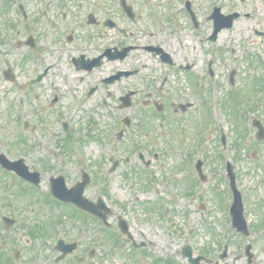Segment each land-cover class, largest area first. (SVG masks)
Masks as SVG:
<instances>
[{
	"label": "rangeland",
	"instance_id": "obj_1",
	"mask_svg": "<svg viewBox=\"0 0 264 264\" xmlns=\"http://www.w3.org/2000/svg\"><path fill=\"white\" fill-rule=\"evenodd\" d=\"M5 1H11L12 3L18 0H0V8ZM80 1V0H79ZM118 0H86L82 10L74 8L73 0H27L28 10L31 16L30 26L32 30L39 35L47 33L50 38H53L56 42V48L61 46L59 41L60 34L68 33L67 31L71 27L77 29V37L83 41L89 40L88 38H94V44L86 41V46L102 44L109 45L112 42H138L140 44L148 43V40L157 39L158 42L164 43L167 48L173 46V50H179L178 42L182 43L180 52L175 57L176 61L181 63L184 60H193L196 62L194 69L198 71L202 69V62L207 58H213V62L217 68L216 87L220 89V92L224 95L227 89V76L232 70L234 64L245 62L246 56L251 54V49L247 52L243 51V45L248 31V25L246 23H236L233 29L223 30L219 37L218 42L211 45L215 46H231L237 48L232 54L230 52H224L221 54L212 53L209 50H205L208 45L201 46L200 48L195 42V35L189 30L185 18L177 13L179 10V0H128L136 13L139 15L136 23H129L125 16L122 14L118 7ZM196 9L200 14L206 15L211 11V6L220 5L222 13H228L230 7L240 10H249L253 4H258L264 8L263 0H192ZM3 2V3H2ZM2 3V4H1ZM177 6V7H176ZM176 8V9H175ZM260 10V8H259ZM47 12L50 16H43V13ZM53 13V14H52ZM61 13L67 15V23H63L58 19ZM89 13H93L97 18L111 17L113 20L119 22L122 26H128L126 30L133 32L132 36L122 38L119 34L112 29L100 28L98 25H87L85 20ZM52 14V15H51ZM11 21L15 24L13 33L19 32L23 29L24 23L21 16L18 13L15 6H12V10L9 12ZM53 15H56V22ZM264 18V14L262 15ZM53 19V23L51 20ZM252 23L249 26L255 27L256 23L253 18L250 20ZM80 25L78 27V23ZM2 25V19H0ZM51 25V27H50ZM54 30L49 29L53 28ZM46 26L47 29H45ZM210 23L205 21L201 23L200 31L208 32L210 29ZM264 28V26H262ZM3 31V35H7L6 40L0 44V149L7 151L9 158L15 159L19 156L24 159V163L28 165L29 162H35L39 168H42V160L46 161L53 168L48 170L44 174L43 181L46 183L47 175H57L58 170L64 171L68 180H74L76 170L73 172L74 160L70 165L64 166L62 161L58 157H53L52 153H55V146L59 142L61 136V126L54 117L58 115V111H62V116L65 117L68 111L71 109L75 102H78L80 106L84 105L85 109L81 112L79 119L77 120V134L83 137L89 131L93 132V126L90 119H93L95 125L98 128L97 133L102 134L101 148L98 145L85 141L83 148L89 160L95 164L94 170H96V177L93 183L86 190V197L92 201L96 200V197L102 196V189H106L107 195L105 196V203L111 208L107 221L110 223L111 232L117 233L116 228L117 216L125 218L128 221L129 231L135 243H142L144 247L142 252L137 255V260L132 259V255L135 253L129 248L131 242H123L118 244L114 250L104 247L101 244L102 241H110V235L104 233L101 230L99 224L93 220H89L87 226L81 227L80 222H72L70 226L61 227L62 231H58V236L67 242L75 241L78 245L76 251L72 255L66 257L64 260L55 264H164L163 260L171 259L173 264H189L188 261L182 258L181 250L185 243L192 247L194 255L197 253H204L207 257H210L211 263L201 262L200 264H213L216 260L220 264H246L244 260L235 261V257L242 255L243 247L246 242H250L253 253L255 255L256 264H264V232H255L250 234L249 237L243 238L237 235L233 238L231 230H228V221H226L227 211L225 206L228 202V197L224 198L225 192H213L215 176L222 177L223 169L219 168L221 164L218 158L221 151L218 148V143L213 144L214 136L211 139H205L204 154L202 153L201 159L204 161V171L206 173V181L199 185V189H204V194H200L196 185L197 182L193 181V174L188 167L184 170V173L178 177V180L173 181L171 175H174L175 171H179L180 160L183 157V151L178 149L180 144L187 145L189 150L191 149L193 136L184 134L182 137L178 135L177 130H172V126L168 125L162 131L157 129L156 135L153 134V139L156 137L154 147L152 148V136L149 137L145 149L141 150L145 160L152 158V150L156 149L160 151V156L157 161L148 166L149 173L152 175V187L156 186V193L153 189L148 188L149 182L145 178H142L140 174L129 175L125 172L124 167L130 165L133 162L142 166L137 157V152L132 151L133 139H125V143H121L119 147H112L113 143L110 139L114 140V134L121 127L123 117L131 118L135 124L134 116L138 113V108L141 103L136 101L130 108L118 109L116 107L115 92L117 87L111 85L109 91L111 92V98H107L105 91L99 90L94 92L88 98H83L79 95V86L74 81L73 72L69 69L68 73L64 72V67L69 63L70 56H77L79 51L72 50V45H68L67 54L63 55L61 51H56L54 54H44L43 58L46 62H52L53 66L49 72L47 79L50 81L44 82L39 87H35L33 90H26L23 88L22 82L26 77L32 74L33 68L36 67L34 61H28L26 67L20 69V59L22 57L24 49L16 48L14 42L10 41L12 32L6 31L3 25L0 28ZM11 30V29H10ZM59 32V35H58ZM41 35V36H42ZM84 42V41H83ZM63 43V42H62ZM188 43L190 45H188ZM73 44V43H72ZM264 49V39L258 45ZM54 47V48H55ZM75 47V46H74ZM89 53V52H88ZM97 53V52H96ZM261 53V51H260ZM257 54V53H255ZM151 57L146 52L140 50L134 51L131 56L126 60L132 66L136 64H148V67H141L138 74L131 76L123 80L125 91L127 89H142L146 91L149 82L152 80L154 84L163 75H168L167 83L162 89L163 94L167 97L166 100L176 102L178 100L189 99L197 105L191 111L197 113V109L201 112V102H197V97L193 91H196L195 86L188 82L187 77L192 80L195 75L191 73V69L184 68L187 77L184 72H177L168 67L160 64H156L154 61L147 58ZM3 59H7L12 63V68L16 72L17 82L10 85L8 81L1 78V68H4ZM235 60V63H233ZM236 69L240 73V88L243 93L242 97L249 96L253 92L254 84H250L248 80L250 78L260 79L264 84V73L259 76H254L253 71L241 63L236 66ZM103 71V72H102ZM108 73L107 66L103 65L98 72H95L97 76L105 75ZM200 80H204L199 78ZM58 81V82H56ZM56 84L61 93V103L54 106L48 105L46 102L49 98V86L51 83ZM70 83L74 86V91H66L64 85ZM234 87V86H233ZM231 87V88H233ZM208 85L199 92L200 96L208 95ZM229 92H233L229 90ZM34 93L38 95V99L35 100ZM144 92L139 93L140 96ZM24 95L27 97V105H24L23 109L26 111V116L21 117L18 114L19 96ZM106 98L107 103H103L102 99ZM38 102V105H37ZM142 106V105H141ZM148 109V108H147ZM142 112V111H140ZM167 116L168 113L162 114ZM144 118H147V111L144 113ZM161 116V115H160ZM46 120L49 122V129H43L41 122ZM28 121V132L23 131V122ZM181 123V120L178 121ZM115 125L118 129L111 132V127ZM224 129L229 126L228 122H222ZM34 127V130H31ZM136 129V130H135ZM185 129V128H184ZM108 130V131H107ZM110 130V131H109ZM139 127H133L131 133L141 134ZM167 132H171V138L168 137ZM110 133V137L109 134ZM152 134V132L150 133ZM213 134V133H212ZM232 134L230 138L232 139ZM24 137L27 140L26 144H19L21 138ZM132 141V142H130ZM218 141V140H217ZM170 142L172 147L166 148V144ZM27 145L31 150L27 151ZM69 145V144H67ZM166 149V153L162 151ZM191 154V160L193 158V149ZM128 155L127 163H123V166L119 165L114 171L108 172L111 166L113 157H125ZM230 152H227L226 156H229ZM113 156V157H112ZM240 159V158H239ZM238 159V160H239ZM77 161L76 166L86 165L87 159L83 157L81 153L77 154L75 159ZM237 160V161H238ZM195 161V156L193 158ZM96 166V167H95ZM92 170V168H90ZM140 172L144 174L143 169L138 168ZM245 171V168H244ZM224 176V175H223ZM246 177L247 175H243ZM223 178V177H222ZM13 180V181H12ZM0 175V203L1 208L6 204L4 211L20 219L18 224L31 225L33 221L44 219L46 212H42L45 208L40 202L35 199V202L28 201L24 198H15V180ZM225 180V179H224ZM181 182V183H179ZM240 183L245 189V185L242 182V176L240 177ZM226 184V183H225ZM250 186V181L246 180V187ZM194 193H192V191ZM190 192L187 197L183 193ZM258 189L249 188V192H253L254 196L249 198V202L253 205V210L262 209L260 204L262 198H257L256 192ZM178 192V194H177ZM262 192V191H261ZM263 193V192H262ZM264 194V193H263ZM199 197V198H198ZM158 202L160 204L159 211L152 203ZM203 205L201 208L200 205ZM152 206L151 213L147 209ZM144 207V208H143ZM161 213L163 215H161ZM263 214L261 211H252L251 215H248V219L257 220ZM1 222V221H0ZM253 222V221H252ZM16 231V230H15ZM19 240L22 242V238L27 237L26 228H18ZM56 234V233H55ZM228 234V235H227ZM57 235H52L50 238L43 240L44 247L42 248L41 257L38 259L40 264H54L53 257L58 253L53 251L52 246L55 244ZM54 236V237H53ZM227 238V241H226ZM231 238V240H230ZM123 240V238H121ZM227 247V257L223 260L217 258V254L222 250L223 245ZM37 247V245H36ZM31 249V248H30ZM90 249H94L93 257H88ZM82 261H79V258ZM156 259H162L157 260ZM42 262V263H41Z\"/></svg>",
	"mask_w": 264,
	"mask_h": 264
},
{
	"label": "flooded vegetation",
	"instance_id": "obj_2",
	"mask_svg": "<svg viewBox=\"0 0 264 264\" xmlns=\"http://www.w3.org/2000/svg\"><path fill=\"white\" fill-rule=\"evenodd\" d=\"M23 9L25 10V14H28V2L27 0H21ZM11 2V1H10ZM264 3V0L263 2ZM261 10L258 11L261 15L263 14V7L258 6ZM238 13L237 16L233 17V23L232 26L236 23L242 22L246 23L248 25V31H247V36L245 40V45H243L242 49L246 50V52L251 49V51H255L258 53L255 54L254 52H251L250 55L246 56L245 61H246V67H249L254 73L258 70L263 71L264 73V49H257L260 48L258 45L259 43L264 39V18H258L253 14V6L249 10H237ZM196 13V12H195ZM53 14V13H52ZM51 14V15H52ZM43 16H50L47 12L43 13ZM196 16V14H195ZM56 19V15H53ZM10 18V17H9ZM253 18L255 21L256 25L255 27L249 26L252 21L250 20ZM11 19V18H10ZM197 19V18H196ZM28 17L25 15V18L22 16V21L24 23L23 29H21L19 32L13 33V28L11 30L9 29L10 26L9 24L3 25L6 31L12 32V36L10 38V41H14V43H21V47L24 49L23 51V57L22 58V65L24 66V63L26 64L28 62V53L30 51L29 46H27L25 43H29V38L31 36L32 40L34 39V42L37 44L38 38L37 35L34 31L30 30L32 25L30 26V23L27 22ZM105 20L106 18L99 19L98 21L95 19V24L100 26V28H104L105 26ZM53 21V19H52ZM135 23V22H134ZM0 24V28H1ZM199 23H197V26L195 28H198ZM230 27V28H231ZM53 25V29H54ZM116 30L120 33L123 34L124 36V30L119 31L117 27V23L115 25ZM223 30V29H222ZM220 30L214 41L218 39V36ZM69 35V34H68ZM68 35H65L63 37V40L66 42L65 45L70 44L73 42L74 38L73 35L71 37H68ZM0 36H5L3 35V31L0 30ZM121 36L122 38H124ZM30 38V39H31ZM14 39V40H13ZM88 39L91 40V37ZM203 39H200V42ZM4 41L0 40V44H2ZM49 42L51 43L50 39ZM60 42V41H59ZM82 45H74L75 47H72L74 50H79V53L77 56H71L69 57V63L67 64L68 69L73 70L74 72H77L75 75V80L79 81L77 82L79 86V91L83 90L84 97H89L92 95L94 92H97L99 90L105 91L106 97L111 98V92L109 91V87L111 85H114L115 83L118 85L119 82L122 81L124 77L122 76H116L117 72L120 71H125V66H124V60L128 58L130 55V52H128L127 56L124 59H120L123 61L122 63H119L118 67H111V71L109 74L97 76L95 72H98L99 68L102 67V65L98 68H93L91 71L85 70V68L90 67V62L91 59L93 58L92 54L86 52L84 49L86 47V41H84ZM93 43V42H92ZM52 44V43H51ZM118 47H113V48H122L125 46L123 42H120L117 44ZM126 45H131V44H126ZM147 46L152 47V52L150 53L152 55V59L155 60L156 62L166 65V67L171 68L175 66V63L173 62V59L170 57L169 52L166 50L164 44L158 43L157 41H152L150 44H145L143 45V50H147ZM36 47V46H35ZM35 47L31 50H34ZM247 47H250L249 49ZM108 48V47H106ZM105 48V49H106ZM235 49L231 46H229V52L232 54L235 52ZM108 50V49H106ZM134 50V49H133ZM131 50V51H133ZM261 51V53H260ZM149 52V51H148ZM215 53L221 54L224 53V51L221 48H215ZM115 54V51L113 52ZM165 56L168 58V63H163L162 59H165ZM117 61V62H121ZM108 62V61H105ZM5 68H6V63H4ZM202 67H204V63L202 62ZM191 66H196V62H192ZM5 68H1V76H3V71ZM103 72V71H102ZM235 72L231 71L228 76L227 80L230 83L234 84V93L233 97L228 100V102L225 104V106L222 107V112L226 115V121L228 122L229 126L225 127L227 129L226 135L223 133L224 138L226 136L227 139L230 141V148H229V159L232 160L229 162L232 163L234 169H235V174L237 177H239V183H240V177L242 176V182L245 185V189H243L241 183L240 186L242 188V196H243V205L244 209H246V214L251 215L252 211H261L263 214H259V218L255 221L253 219H249V226L250 229L252 230V234L255 232H264V84L261 85L260 83L262 82L259 78H250L248 82L250 84H254V89L253 92L249 94V96H244L242 97L243 93L246 91H242L240 88V79L241 75L238 74L236 80L231 78V73ZM113 77V78H110ZM111 82L109 83L108 81ZM164 80H161L158 85L154 84L152 82L150 90L145 94L144 98L139 99V102L141 104L146 105V106H151L152 107V129L156 126V112L157 108H165L168 113V115L164 118L163 124L172 126V130H177V126H179V130H177L179 136L182 137L183 134L193 136L192 140H199L201 132L204 130L201 125H199V114H197L195 111H191L193 108H195V103L193 101H190L189 99H183L178 100L176 102H172L171 100H166L167 97L165 94L162 92L163 88V83ZM264 82V80H263ZM205 83L200 82L199 84V89L200 91L204 89ZM124 88L117 86L115 94V98L117 99V102L120 103L121 99L124 98L125 95ZM194 94L199 97V92L194 91ZM137 95V92L135 91L134 96H132V103L137 101L138 99H135ZM204 99H201L200 102L203 103ZM20 104H26L27 105V99L24 100L22 98L19 99ZM103 103H106V98L102 99ZM198 112V111H197ZM151 114V112L149 111ZM181 120V123L178 121ZM225 121V122H226ZM169 123V124H166ZM160 126L162 123L159 124ZM185 128V129H184ZM31 130H34V127L31 128ZM28 132V130H26ZM62 132H66L67 130L61 127ZM222 128L220 125L217 126V129H214V139H213V144H217V141L215 139V136L218 135L220 137V133L222 132ZM224 132V131H223ZM231 134L232 139L230 138ZM62 135V134H61ZM167 135L169 138H171L172 133L167 132ZM213 135V134H212ZM210 136V139L212 137ZM156 139V137L154 138ZM152 137V148L155 146L154 142L155 140ZM71 137H65V136H60L59 142L56 144V148L54 150L55 153H52L53 157H58L63 163L64 166L67 164L70 165L72 163V157H73V152H72V142H71ZM69 144V145H67ZM185 144V143H184ZM166 147L171 148L172 145L170 142L166 144ZM28 150L30 151L32 147L29 149V145H27ZM178 149L183 150V157L180 160V171L183 172V170L187 167L188 163V151L189 148L187 145L184 146H177ZM141 150L139 146L135 147V151L137 152V157L140 161V153ZM219 156L218 158L221 161V164H219V168L223 169L222 175L225 173L224 168H228L227 166L224 165L223 163V151L218 153ZM142 161V164L144 161H148L147 167L152 161V163L157 161V153L156 149L152 150V160L150 158H147L145 160L144 155ZM263 157V159H262ZM240 158V159H239ZM262 159L263 161L260 163L258 159ZM128 155H126L122 163L127 162ZM239 159V160H238ZM238 160V161H237ZM199 167L201 169L202 174L205 176L204 181L206 179V173L204 171V161L203 159L201 160ZM245 168V171H244ZM56 169L58 170V175H61L64 180L65 188L69 189L71 188L75 183L79 182L82 180V177H85L82 175L80 172L79 174H74L75 179L74 180H68V176L64 171H60L57 167ZM41 171H48V169L41 168ZM243 175H247L244 177ZM57 176V175H56ZM50 177V176H49ZM49 177L47 178V181L49 180ZM40 180H44L41 179ZM246 180L250 181V186L246 187ZM193 181L200 183L201 181L196 177H194ZM203 181V182H204ZM223 184L224 181L222 178L219 176H215L214 180V186L215 190L217 192H223ZM29 187V185L27 186ZM49 185L47 186V193L44 196H41V198L49 202V204H52L54 207L58 206L66 213H73L75 211V207L70 203V202H60L55 200L50 196V190H49ZM30 188V187H29ZM88 186L85 188L83 191V195L86 197L85 193L87 190ZM249 188L253 189H258L260 191L256 192L257 198L261 199L262 202L260 204V207L262 209L260 210H253V205L249 202V198L254 196L253 192H249ZM263 193H262V192ZM87 198V197H86ZM88 199V198H87ZM90 200V199H89ZM92 201V200H90ZM1 221V220H0ZM253 221V222H252ZM18 228H23L22 225L17 226L16 224H7L4 223L3 221L0 222V264H38V259H36L38 251L32 250V240L33 237H25L22 238V242L19 240V243H17L19 237L18 234ZM16 230V231H15ZM247 247L249 248L247 253L244 252V255L239 254V256L235 257V261L237 260H244V263L246 264H256L257 261L255 260V255L252 250V244L250 242H247ZM254 247V246H253ZM31 248V249H30Z\"/></svg>",
	"mask_w": 264,
	"mask_h": 264
},
{
	"label": "water",
	"instance_id": "obj_3",
	"mask_svg": "<svg viewBox=\"0 0 264 264\" xmlns=\"http://www.w3.org/2000/svg\"><path fill=\"white\" fill-rule=\"evenodd\" d=\"M54 188H56L55 186H54ZM57 193H58V195H60V193H59V191L57 190ZM71 197H73V196H71ZM69 199L70 200H76V198H70L69 197ZM78 202V201H77ZM79 204H81L82 206H84V207H86L87 209H89V210H91L92 212H95L96 210L94 209V208H92V207H88V206H85V205H83L82 203H79ZM233 220H234V225H238V223H239V218H238V215H237V213H236V215H235V218L233 217ZM239 228V227H238Z\"/></svg>",
	"mask_w": 264,
	"mask_h": 264
}]
</instances>
